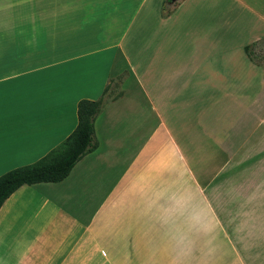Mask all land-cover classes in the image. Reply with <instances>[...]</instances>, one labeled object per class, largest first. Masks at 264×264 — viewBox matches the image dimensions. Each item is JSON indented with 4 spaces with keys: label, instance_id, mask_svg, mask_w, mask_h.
<instances>
[{
    "label": "crops",
    "instance_id": "0c3cea01",
    "mask_svg": "<svg viewBox=\"0 0 264 264\" xmlns=\"http://www.w3.org/2000/svg\"><path fill=\"white\" fill-rule=\"evenodd\" d=\"M205 1L161 17L163 0H0V177L130 73L97 149L3 203L0 264H264V57L227 59L221 18L194 12ZM189 16L179 59L168 34Z\"/></svg>",
    "mask_w": 264,
    "mask_h": 264
},
{
    "label": "rangeland",
    "instance_id": "374dc122",
    "mask_svg": "<svg viewBox=\"0 0 264 264\" xmlns=\"http://www.w3.org/2000/svg\"><path fill=\"white\" fill-rule=\"evenodd\" d=\"M182 1L184 0H163L161 17L170 15ZM238 2L235 0H208L204 4L209 6H198L194 8V12L199 14L210 10L204 14L208 15L209 20H213L218 16L221 18V24L223 25L220 26L222 35L218 40H220V51L227 59H233L244 54L248 56L247 54L251 53L254 58L259 60L260 57H264V32L259 33L260 28L264 27V0L244 1L246 5L252 7V10H248L246 5H240V2ZM223 10L225 14L222 13ZM197 19V16H189L188 19H178L173 23L169 31L168 39L177 44V56L179 59H183L185 56L186 49L184 44L186 41H190V26ZM256 34L257 36L254 37ZM165 39H167L166 35ZM240 44L241 46H246L240 48ZM246 48H248L247 51ZM179 62H182V60ZM129 77L130 73L127 68L122 70V73L119 74L118 72L115 74L105 94V102L122 94L123 84ZM226 104L229 107L231 103L227 100ZM253 163V161L248 160L238 161L237 164L239 167L248 168L252 167Z\"/></svg>",
    "mask_w": 264,
    "mask_h": 264
},
{
    "label": "trees",
    "instance_id": "16d2710c",
    "mask_svg": "<svg viewBox=\"0 0 264 264\" xmlns=\"http://www.w3.org/2000/svg\"><path fill=\"white\" fill-rule=\"evenodd\" d=\"M247 55L251 60L255 59L251 53ZM105 103L104 98L96 101H80L77 111L78 125L63 143L40 161L14 169L1 176L0 208L14 192L24 185L63 181L85 155L95 151L98 147L95 137V119L101 113Z\"/></svg>",
    "mask_w": 264,
    "mask_h": 264
}]
</instances>
